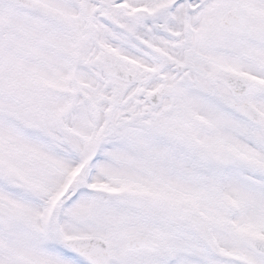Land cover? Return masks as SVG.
Here are the masks:
<instances>
[{"label": "snow or ice", "instance_id": "snow-or-ice-1", "mask_svg": "<svg viewBox=\"0 0 264 264\" xmlns=\"http://www.w3.org/2000/svg\"><path fill=\"white\" fill-rule=\"evenodd\" d=\"M0 264H264V0H0Z\"/></svg>", "mask_w": 264, "mask_h": 264}]
</instances>
